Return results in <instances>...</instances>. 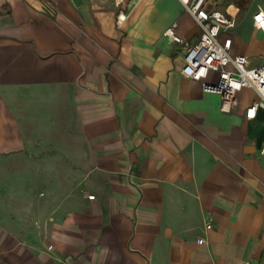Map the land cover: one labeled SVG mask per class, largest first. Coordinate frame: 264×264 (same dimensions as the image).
<instances>
[{"label": "crops", "instance_id": "crops-1", "mask_svg": "<svg viewBox=\"0 0 264 264\" xmlns=\"http://www.w3.org/2000/svg\"><path fill=\"white\" fill-rule=\"evenodd\" d=\"M208 7L262 63L264 0ZM173 21L196 40L179 0H0V264H264L257 93L221 111Z\"/></svg>", "mask_w": 264, "mask_h": 264}, {"label": "built area", "instance_id": "built-area-1", "mask_svg": "<svg viewBox=\"0 0 264 264\" xmlns=\"http://www.w3.org/2000/svg\"><path fill=\"white\" fill-rule=\"evenodd\" d=\"M179 1L199 27V34L192 42L184 40L176 32V21L170 23L164 30V34L171 41L185 45L183 74L200 81L203 91L217 94L219 109L223 112L231 111L238 104L236 97L238 91L244 87L252 88L257 93V99L245 107L244 115L250 119L256 117L258 111H262L264 137V58L259 65L249 66L247 54L231 51L232 37L230 35L221 37V33L231 28L234 20L219 8H209V0ZM126 17L123 12H118L117 24L121 25ZM253 24L264 31L263 10H258L254 14ZM210 73H214L213 79ZM259 153L264 158V141ZM87 197L93 198L94 194H88ZM198 241L202 242L203 238H198ZM260 255L264 257V243ZM252 262L249 260L248 264Z\"/></svg>", "mask_w": 264, "mask_h": 264}, {"label": "rangeland", "instance_id": "rangeland-1", "mask_svg": "<svg viewBox=\"0 0 264 264\" xmlns=\"http://www.w3.org/2000/svg\"><path fill=\"white\" fill-rule=\"evenodd\" d=\"M33 157H34V156H30L29 158L19 157L18 159H19V160H23V159H24V160H26V159H34Z\"/></svg>", "mask_w": 264, "mask_h": 264}]
</instances>
